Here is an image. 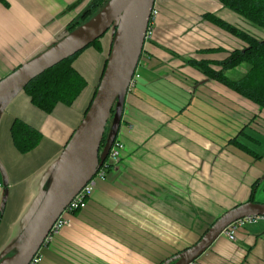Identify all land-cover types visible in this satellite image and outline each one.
<instances>
[{"label": "crops", "instance_id": "crops-1", "mask_svg": "<svg viewBox=\"0 0 264 264\" xmlns=\"http://www.w3.org/2000/svg\"><path fill=\"white\" fill-rule=\"evenodd\" d=\"M76 1L0 0V79L56 42L78 12L75 8L60 22L56 14ZM95 1L81 0L80 14ZM155 7L153 36L140 57V79L123 107L117 134L124 145L120 163L96 181L85 208L40 249L39 264H159L195 244L215 218L246 203L251 184L264 175V151L258 152L264 146L253 138H264V111L186 62H220L242 48L238 39L202 17L212 13L237 26L238 16L218 0H156ZM111 36L102 40L104 53L90 48L79 57L92 50L102 64ZM240 66L225 75L232 79L227 73L238 70L234 77L240 78L248 70ZM90 95L79 106L78 100L69 107L57 105L50 114L25 94L3 106L0 253L33 215ZM15 118L42 135L39 145L24 155L10 140ZM222 131L232 136L221 140ZM261 188L255 200L262 196L256 201L264 203ZM195 262L264 264V219L238 228L234 241L221 234Z\"/></svg>", "mask_w": 264, "mask_h": 264}, {"label": "water", "instance_id": "water-1", "mask_svg": "<svg viewBox=\"0 0 264 264\" xmlns=\"http://www.w3.org/2000/svg\"><path fill=\"white\" fill-rule=\"evenodd\" d=\"M154 3L155 0H106L90 21L91 17L82 23L84 25L80 24L0 79V99L6 96L13 98L34 78L112 30V47L95 96L52 165L45 190L26 227L0 253V264H29L59 215L106 160L119 131L129 82L142 55ZM3 106L4 103H0V113ZM110 118L112 125L102 147ZM258 216L264 217V203L237 205L219 216L195 244L161 264L193 262L207 251L227 226L243 218ZM8 253H13L9 259L5 258Z\"/></svg>", "mask_w": 264, "mask_h": 264}, {"label": "trees", "instance_id": "trees-1", "mask_svg": "<svg viewBox=\"0 0 264 264\" xmlns=\"http://www.w3.org/2000/svg\"><path fill=\"white\" fill-rule=\"evenodd\" d=\"M218 1L224 8L241 17L255 29L262 30L264 32V0ZM104 4H106V0H96L95 2L89 4L80 14V16L84 19L83 23L88 18L92 17V15H94L96 12H98ZM202 17L208 23L230 33L233 37L238 39L243 44V46L242 48L232 50L229 56L220 62L210 63L203 60L197 61L194 59H189L186 61L187 64L199 70L207 78L215 80L238 95H241L256 105L261 111H264V39L255 38L247 31L228 24L212 13H204ZM79 25L80 22L73 20L68 23L66 29L68 32H71ZM115 30L116 27L114 28V31ZM106 33L100 39L91 43L84 50L60 62L30 81L22 90V92L28 97L30 103L46 114H50L57 105L69 107L76 103V101L86 89L88 82L85 76L75 68L74 62L84 51L90 48L94 49L97 53H104L102 50V40ZM113 37L114 35L112 34L109 51L106 57L103 59L102 67L97 79V84L91 91L87 107L83 112V117L95 96L98 84L103 75L107 58L112 47ZM211 65L219 67V70H214ZM240 65L248 66V70L243 76L238 79H229L225 75L227 71L232 70ZM9 134L12 146L16 152L21 155L33 151L39 145L42 138V135L36 128H33L18 118H15L12 121L9 127ZM105 137L106 133L104 139L102 140V147L105 143ZM228 142H235V140L231 139ZM240 148L246 154L253 156L254 159H261L262 157L261 155L254 153L248 147L241 146ZM108 172H110V170L106 172V175ZM261 184V191L264 195V175L251 184L249 196L246 202H257L255 200V195ZM2 217L3 211L0 209V222ZM216 219L217 218H215V220ZM215 220L209 224L203 234L215 222ZM203 234L200 236V238L203 236ZM182 251H179L178 253Z\"/></svg>", "mask_w": 264, "mask_h": 264}, {"label": "built area", "instance_id": "built-area-1", "mask_svg": "<svg viewBox=\"0 0 264 264\" xmlns=\"http://www.w3.org/2000/svg\"><path fill=\"white\" fill-rule=\"evenodd\" d=\"M155 5H156V0L154 3V6L152 8L151 14H150L149 24H148V28H147L146 35H145L144 44L148 40H150L153 36L154 22H155L157 13H158ZM239 18H241V17H239ZM236 27H238V26H236ZM238 28H240V27H238ZM253 31H254V37L255 38L264 39V33H262V31L257 30V29H253ZM139 64H140V60H139V63L137 65V68H138ZM137 68L135 69V72H134V74H133V76L129 82L127 93L132 91V89L135 87L138 79L140 78L139 73L137 71ZM123 149H124V145H123L122 141L116 137L115 140L113 141L110 149H109L107 158L103 162L102 166L97 170L94 177L73 197V199L69 202V204L65 207V209L62 211V213L59 215V217L57 218V220L55 221V223L51 227L49 233L45 237L42 247L48 245L52 241L55 234H57L61 229H63L64 227L68 226L71 223V217L74 214H76V212L85 208L87 200L91 197V195L94 191L96 181L97 180H103L105 178L106 172L108 170L113 171V170L117 169V167L120 163V160H121V155H122ZM259 219H264V217L263 216H258V217H254V218L247 217V218L237 220L236 222L227 226L224 229V231L222 232V234L225 235L228 240L234 241L235 234H236V231L238 228L243 227V226L247 225L248 223H252V222L257 221ZM39 251L37 252V254L35 256H33L31 261L29 262V264H39L40 263L41 255L39 254ZM188 264H196V263L193 261V262H190Z\"/></svg>", "mask_w": 264, "mask_h": 264}, {"label": "rangeland", "instance_id": "rangeland-1", "mask_svg": "<svg viewBox=\"0 0 264 264\" xmlns=\"http://www.w3.org/2000/svg\"><path fill=\"white\" fill-rule=\"evenodd\" d=\"M79 4H81V0H77L76 2H74L73 4H69L68 8L66 9H61L60 11L62 12V14L58 13L56 14V18L59 20V22L63 19H67L68 20V15H69V12L74 10L75 8L76 11L75 12H78L77 15H76V18L75 19H71L72 20H75L77 22H80V24L83 23L84 19L80 16V9H79ZM94 17V16H93ZM93 17H91L88 21H90ZM238 21H239V24H237L238 27L244 29L245 31H247L248 33L250 34H254V31L253 29H255L253 26H251L250 24H248L245 20L241 19V18H237ZM87 21V22H88ZM86 22V23H87ZM84 25V24H82ZM81 25V26H82ZM111 29L106 33V35L104 36V38L107 36V35H110L111 34ZM262 31V30H260ZM262 33H264L262 31ZM66 34H68V31L67 30H64L62 31L61 33H59V37H57V39L55 41H58L60 40L63 36H65ZM103 38V39H104ZM74 65L75 67H77V69L85 75L86 79H87V82H88V85L86 87V89L84 90V92L82 93V95L80 96V98L78 99V103L77 105L79 106L88 96V93L91 92V90H93V88L95 87V85L97 84V78L99 76V72H100V69L102 67V64H101V57L99 54H96L94 51L92 50H89L87 51L86 53H84L83 56L79 57L75 62H74ZM241 67V70H242V67H248L247 65H244V66H240ZM138 72L140 73L139 75H141V70L139 69V66H138ZM240 70V69H239ZM238 70H233L227 74H229L232 79H236V78H239V77H234V74L237 72ZM140 79V78H139ZM87 91V92H86ZM16 95H24L22 91L18 92ZM16 95L14 97H16ZM18 97V96H17ZM13 98H9V97H2L0 99V103L4 105L8 104ZM112 125V119L110 118L108 120V123H107V127H106V138L108 137L109 135V132H110V127ZM228 136H232V132H229L226 136H225V133L224 131H222V134H221V140H224L225 138L226 139H229ZM253 138H255L256 140L260 141L262 143V146H264V138L261 137V135H257V134H254L253 135ZM255 148V147H254ZM102 150V149H101ZM264 151V148L263 149H258V152H263ZM3 172V169L0 167V173L2 174ZM260 197L262 196H256V200H259ZM264 199V197H263ZM264 202V200H263ZM13 256V253H8V255H6L5 258L9 259Z\"/></svg>", "mask_w": 264, "mask_h": 264}]
</instances>
